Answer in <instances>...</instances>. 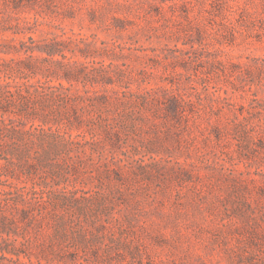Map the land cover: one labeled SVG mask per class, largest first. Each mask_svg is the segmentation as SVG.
<instances>
[{
    "label": "rangeland",
    "instance_id": "rangeland-1",
    "mask_svg": "<svg viewBox=\"0 0 264 264\" xmlns=\"http://www.w3.org/2000/svg\"><path fill=\"white\" fill-rule=\"evenodd\" d=\"M51 3L50 24L0 33L67 43L29 78L62 85L33 95L39 118L4 114L24 136H0V264H264V0Z\"/></svg>",
    "mask_w": 264,
    "mask_h": 264
},
{
    "label": "trees",
    "instance_id": "trees-1",
    "mask_svg": "<svg viewBox=\"0 0 264 264\" xmlns=\"http://www.w3.org/2000/svg\"><path fill=\"white\" fill-rule=\"evenodd\" d=\"M51 2L52 0H0V33L9 31L12 34H25L26 32H35L42 24H50L45 20V17L58 12L56 10V5ZM72 9L73 6H69L67 16H72V11H70ZM96 9L101 10V7L94 8V10ZM241 11L245 12V9H242ZM30 12L33 13L32 17L21 16L22 13ZM95 18L96 17L92 12L91 19L94 20ZM258 22L260 32L257 34V37L258 39H261L263 36L261 30H264V7L263 16L258 19ZM51 34V37L39 35L38 38H33L29 35L27 39L19 38L18 44L13 43L14 37H11L9 41H0V53L22 51L25 54V56L19 60L20 64L18 63L19 65L17 67L11 63L14 58L6 60L0 56V136L19 133L20 136L23 137V132H20L21 130L16 128V125H14L12 121H5L4 114L12 111L15 113H21L24 118H39V111L34 105H32L34 104L33 95L42 98L50 97L51 95H54L53 89L62 87L61 83L58 85L49 84L48 81L50 79L42 81L40 78H37L34 82L29 81L30 77H36L38 74H41L44 78L55 75L57 70L54 69L52 65L56 60L53 59V57L56 54L61 57H66L64 54V48L67 46V43L64 42L63 39H57L59 36L58 34L52 32ZM35 51L41 54V56H34L33 53ZM12 73H15L18 77L24 79L21 82H16L15 92L10 91L9 89L11 82L8 79L11 78V76L14 78ZM68 74L69 72L66 70L63 76L68 78ZM257 75L258 82L264 81V71H262V69ZM12 94L13 96L17 95V103L16 98H13ZM67 96V93L58 94L60 100H64V97L66 98ZM100 98L104 97L102 95L89 96L88 99L91 101L90 105L95 107L96 104L101 103ZM186 102L190 103V101ZM186 102L179 96L170 94L168 95L167 101L164 103L163 109L166 112H170L175 117L184 118L186 117V111L190 110L189 107L186 108ZM252 103L255 106L254 108L260 109V111L262 110L261 112L264 114V98H259L254 95ZM73 109L75 110L73 111L75 119L79 120L76 107ZM98 118H101L100 114L98 115ZM106 131L110 132V129H106ZM27 133L31 134L30 132ZM61 137L62 135L60 138ZM72 137L74 136H71L70 133L69 138ZM93 142L95 143L94 140H92V143ZM0 249L5 250L3 247H0ZM14 254L18 255L19 253L14 252ZM65 258L67 257L59 256L57 257V260L65 261ZM69 258L71 260L76 259L75 256ZM13 262L17 263L18 258H15ZM23 264H32V261L29 259L28 262H24Z\"/></svg>",
    "mask_w": 264,
    "mask_h": 264
}]
</instances>
